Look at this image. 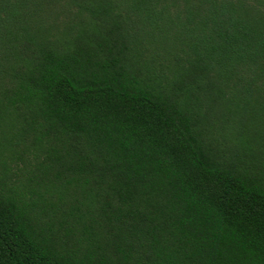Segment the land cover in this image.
I'll return each instance as SVG.
<instances>
[{"label": "trees", "instance_id": "trees-1", "mask_svg": "<svg viewBox=\"0 0 264 264\" xmlns=\"http://www.w3.org/2000/svg\"><path fill=\"white\" fill-rule=\"evenodd\" d=\"M0 264H264V0H0Z\"/></svg>", "mask_w": 264, "mask_h": 264}]
</instances>
